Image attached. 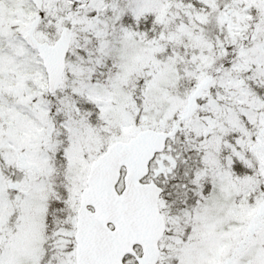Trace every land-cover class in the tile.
<instances>
[{
  "label": "snow or ice",
  "instance_id": "obj_1",
  "mask_svg": "<svg viewBox=\"0 0 264 264\" xmlns=\"http://www.w3.org/2000/svg\"><path fill=\"white\" fill-rule=\"evenodd\" d=\"M0 264H264V0H0Z\"/></svg>",
  "mask_w": 264,
  "mask_h": 264
}]
</instances>
